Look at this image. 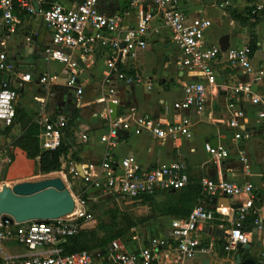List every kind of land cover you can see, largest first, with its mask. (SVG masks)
I'll use <instances>...</instances> for the list:
<instances>
[{"label": "built area", "instance_id": "built-area-1", "mask_svg": "<svg viewBox=\"0 0 264 264\" xmlns=\"http://www.w3.org/2000/svg\"><path fill=\"white\" fill-rule=\"evenodd\" d=\"M38 4V10L33 3ZM180 0H133L132 5L141 8L144 4L156 9L162 24L170 32L172 43L181 51L180 62L183 68L197 73L199 79L183 85V97L175 103L176 107L192 108L200 113L207 102L208 89L218 84L214 63L219 56L225 55L226 61L241 69L246 79L227 87V110L230 117L226 126L233 131L236 142L250 138V131L244 127L247 118L237 100L246 98L258 108L256 117L264 125V93H257L253 86L264 77V66L254 68L251 56L253 51L249 45L229 46L221 51L219 45H206L204 31L211 22L204 18L188 21L179 6ZM228 4L225 0L218 6ZM100 0H80L68 7L51 0H0V17L5 26L12 31L19 22V12L40 14L42 22L51 35L50 45L41 52L45 61H53L60 65L59 72H44L37 76L39 84L50 86L60 79L63 84L75 91L77 102L81 101L83 89L79 82L82 74L79 60L91 55L98 46L108 49L106 66L109 75L115 74L127 85L139 81L135 75L121 72L120 62L135 58L140 50L146 48V34L150 27L151 12L140 9L136 25L121 30V18L118 14H105L100 9ZM262 5H255L251 17L262 10ZM77 53L79 58H75ZM0 72L9 74L0 85V129L15 124L18 88L13 85L15 78L22 82L31 81V74L21 73L13 60L5 51H0ZM108 75V76H109ZM108 76L105 82L109 83ZM110 77V76H109ZM149 88V86H148ZM100 101L117 103L113 98L114 90H109ZM37 109L34 122L38 125V141L42 150H54L69 118L66 115H53L47 110V100L34 98ZM111 108L105 107L100 116L108 121V133L100 140L115 143L118 130H131L135 134H148L157 139L191 137L192 121L183 116L176 122H163L147 115H138L134 111L111 118ZM83 138L86 136L83 135ZM205 151L212 162H219L229 156L226 147L210 143L204 144ZM243 149V148H242ZM238 148V155L243 172L250 171L247 154ZM12 163L10 155L0 157V189L6 185L3 175ZM78 175L75 169H72ZM82 183L93 193L101 196H112L125 201H138L145 195H156L160 192L179 190L189 182L187 166L183 161L143 167L137 163L134 154H128L119 160L106 158L99 163H86L81 166ZM202 193L207 197L226 196L239 198L234 203L240 207L231 208L229 227L224 231L220 247L225 253H234L238 246L249 243L248 232L242 229V221L249 213H256L254 186L250 181L238 183L226 178L213 179L201 177L199 180ZM223 207L214 209L198 205L188 216L170 221V229L161 235H153L146 241L134 243L113 239L106 247L105 253L99 251H76L65 253L63 245L71 237H75L92 215L82 205L80 198H74L73 211L56 219L24 222L0 221V264H185L199 252H208L215 244L211 241L205 245L206 238L198 234L203 226L215 221L219 215H228ZM264 227V220L256 218L254 228ZM133 240L137 236L132 237ZM214 244V245H213ZM22 250V251H21ZM264 264V259L259 264Z\"/></svg>", "mask_w": 264, "mask_h": 264}, {"label": "crops", "instance_id": "crops-1", "mask_svg": "<svg viewBox=\"0 0 264 264\" xmlns=\"http://www.w3.org/2000/svg\"><path fill=\"white\" fill-rule=\"evenodd\" d=\"M56 1L68 7L80 0ZM132 1L100 0L99 6L105 14L120 16L121 30L136 25L141 8L143 11L151 12L150 27L145 38L146 48L140 50L135 58L126 59L119 64L121 72L135 75L139 81L127 85L115 74L109 75L106 66L109 51L98 46L91 55L79 60L82 69L79 82L83 89L80 102L76 100L75 91L67 88L62 79L50 86L38 83V75L44 72H59L60 69L58 63L45 61L41 55L43 49L50 45L51 35L44 26L40 14L30 15L19 12V22L12 31L3 24L0 17V51L7 53L19 72L31 74L29 82H22L15 78L13 85L18 88L19 92L17 108L35 117L37 104L34 98L43 97L47 100L49 113L63 114L72 120V135L67 136L64 130L62 133V138L68 146V153L63 159L69 165L70 170L75 169L79 172L81 168L78 164L82 166L91 162L99 163L106 158L119 160L128 154H134L137 163L143 167L183 161L192 182L199 181L201 177L226 178L238 183L250 181L254 186L257 217L264 220V125L256 117L258 108L246 98L241 97L236 102L247 117L244 120V127L251 133L248 140L236 142L233 139L232 129L226 126L230 117L227 110V87L245 80L246 76L240 68L231 66L223 54L214 63L219 85L211 90L208 89L207 102L203 111L196 113L192 108L176 107L175 103L183 97V85L199 77L197 73L181 66L183 55L172 43L170 32L162 24L156 9L148 4L140 8L132 5ZM223 1L225 0H180L179 6L188 21L204 18L211 22V25L204 31L206 45H218V40L222 35L233 33L235 36L230 39L229 46H244L254 42L256 49L251 56L252 65L254 68L264 66V8L256 14L254 20L251 19L253 16L251 11L255 3L260 0H226L228 4L219 7L218 3ZM241 3H244L245 7L239 9L238 5ZM235 12L241 13L242 16L248 15L250 17L248 23L240 24L238 19L233 18V14L237 15ZM30 40L32 43H29ZM73 56L79 58L77 53H73ZM2 75L7 74L2 72ZM107 76L110 79L109 83L105 82ZM110 89L115 91L112 97L117 99V116L127 111H134L138 115H147L170 123L180 120L183 116H188L192 121L191 137L160 140L148 134L118 130L113 145L101 141L100 138L108 133V121L103 119L100 113H103L105 107H109L111 101L98 102L97 99L110 94ZM253 89L257 93H264V77L253 86ZM19 133V124L16 123L12 127L0 129V157L5 155L1 150L5 148V143L11 141ZM83 135L86 138H83ZM205 143L213 146L220 144L226 147L229 156L219 162H212L210 155L204 149ZM239 147L243 148L242 150L249 158L250 171L248 174L243 172L242 162L237 152ZM7 151L23 156L22 153L16 152L10 143L7 145ZM31 173L32 170H29L27 175L17 174L10 179L11 182L6 180L4 175L3 179L6 185H12L21 182L20 179H27L25 177L30 176ZM168 193L170 196H175L178 192ZM168 193L160 192L155 196L165 195L169 198ZM207 198L222 199L223 196H205L204 207L211 209L218 206L223 207L228 215H219L216 222L205 224L198 235L206 240L216 239L217 242L219 241V249L213 250L214 243L208 252L197 253L185 264H236V255H239L241 259L252 258L257 264L262 262L264 259V227L253 228L251 232H248L249 249L241 248L234 253L224 251L223 253L220 247L222 237L216 236L214 229L228 228L231 208L211 200L206 201ZM238 200L239 198H230L229 202L234 203ZM161 218L166 228L158 235L168 232L170 221L181 217L164 215Z\"/></svg>", "mask_w": 264, "mask_h": 264}, {"label": "rangeland", "instance_id": "rangeland-1", "mask_svg": "<svg viewBox=\"0 0 264 264\" xmlns=\"http://www.w3.org/2000/svg\"><path fill=\"white\" fill-rule=\"evenodd\" d=\"M255 4L262 5L264 8V0H260ZM238 7L240 9L245 7V5L244 3H241ZM235 13L242 16L241 13ZM12 142L13 139L5 143V148L1 149L4 152L3 154H8L7 145ZM68 166L67 162L62 159L59 171L45 174L38 171L36 163H30L20 154H12V163L8 165L4 178L11 182L10 179L13 176H17V174L27 175L29 170H32L31 175L25 177L27 179H20V181H33L53 176L62 177L67 189L73 194V197L77 198L78 196L83 207L92 215L91 220L85 224L83 229L97 227L101 229L103 226H108L110 229V232H106L102 229L99 230L98 236L100 237H107L109 234L113 235L116 230L122 229L123 233L116 238L122 241L125 240L127 242L134 243L135 241H146L147 238L153 235H158L166 228L160 214L161 206L167 201L165 195H157L152 200H138L132 202L112 196H101L100 194L93 193L90 189H88V187L82 183L79 177L75 175ZM68 174L70 176L71 183L68 182ZM13 182L17 181L13 180ZM71 186L76 188L75 193L71 191ZM128 225L130 226L127 229ZM229 226L230 225H228V227ZM133 236H137V239L133 240ZM211 241V239H208L204 243L209 247ZM212 242L215 243L213 250L218 249L219 243L217 240L214 239Z\"/></svg>", "mask_w": 264, "mask_h": 264}, {"label": "trees", "instance_id": "trees-1", "mask_svg": "<svg viewBox=\"0 0 264 264\" xmlns=\"http://www.w3.org/2000/svg\"><path fill=\"white\" fill-rule=\"evenodd\" d=\"M233 18L238 19L239 23L242 25L247 24L250 19L248 15L241 16L235 14H233ZM253 25L254 24H252V26ZM248 45L250 46L252 51L256 49V45L254 42H251ZM15 123L19 124L20 133L18 136L13 138V142L10 144L14 148V150L16 152L22 153L27 161L35 162L38 166V171L41 173L47 174L59 171L61 168L62 159L68 153V146L64 142L63 138L61 137L59 146L56 149L42 150L39 146L37 137L38 125L34 122V117L27 114L22 109L16 107ZM72 124V120L69 119L66 127L64 128L67 136L72 135ZM7 155H10L12 158L11 152H8ZM67 177L68 182L71 183L69 174L67 175ZM71 191L75 193L76 188L74 186H71ZM168 192L166 191L165 193ZM174 192L178 193L175 196H170L169 193L167 194L168 197H170L167 198L166 203L161 206V216L170 215L184 218L188 216V214L194 207L198 205L204 206L205 195L202 193L199 181L192 182L191 178L189 177L188 184L179 190H175ZM154 198L155 195H145L141 200H152ZM255 206H257L256 200ZM256 218V213L249 212L242 221V229L245 232H251L254 228V221ZM129 226L130 225H128L127 229L129 228ZM101 229L106 232H110L108 226H103ZM101 229L98 227L90 229L82 228L79 233L75 235L74 240L69 239L63 245L64 252L71 253L76 251L88 250L91 252L99 251L101 253H105L106 247L109 242L116 237H119L123 233V231L122 229H118L113 235L109 234L107 237H100L98 236V231Z\"/></svg>", "mask_w": 264, "mask_h": 264}, {"label": "water", "instance_id": "water-1", "mask_svg": "<svg viewBox=\"0 0 264 264\" xmlns=\"http://www.w3.org/2000/svg\"><path fill=\"white\" fill-rule=\"evenodd\" d=\"M36 10H38V4L33 3ZM235 34H224L218 40V45L221 51H226L229 47L230 39ZM32 43V40L29 41ZM7 75H2L0 72V79L6 80ZM0 80V83H1ZM0 87H2L0 85ZM111 118L114 119L117 116L118 103L110 102ZM79 168L81 165L78 164ZM79 177H82V171L77 172ZM174 191V190H172ZM214 203H221L232 209L240 207L239 203H230L226 196L222 199H210ZM74 197L73 194L67 189L63 178L60 176L47 177L39 180L21 181L12 185H4L0 189V221L2 224L8 222L12 225L13 222H24L29 220L42 221L60 218L73 211ZM216 236L223 237L224 231L216 228L214 229ZM75 237H71L74 240ZM250 245L246 244L241 247L238 246V250L241 248L249 249ZM236 264H257L252 258L241 259L239 255H236Z\"/></svg>", "mask_w": 264, "mask_h": 264}]
</instances>
